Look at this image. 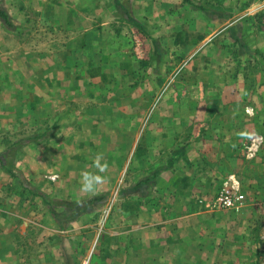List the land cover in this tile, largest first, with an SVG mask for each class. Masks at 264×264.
Returning <instances> with one entry per match:
<instances>
[{
	"label": "crops",
	"instance_id": "obj_1",
	"mask_svg": "<svg viewBox=\"0 0 264 264\" xmlns=\"http://www.w3.org/2000/svg\"><path fill=\"white\" fill-rule=\"evenodd\" d=\"M4 3L16 16L30 7L53 26L52 39H48L52 48L45 57L37 46L27 51L31 52L26 56L28 69L38 81L34 85L40 103L52 102L59 149L66 144L82 157L63 158L59 152L45 161L42 173L57 178L42 190L49 196L74 200L105 196L101 205L69 223L77 231L89 224L93 214H106L103 231L116 244L98 264H261L264 225L259 216L264 213V191L252 194L245 189L243 212L240 205L220 212L196 199L214 197L236 175L252 183L253 178L246 176L251 164L245 160L244 145L252 132L264 133V64L258 63L254 78L251 74L236 76L227 61H212L217 52H227L223 51L227 46L221 45L228 32L217 29V22L210 19L199 31H188L187 19L164 10L182 0L130 2L131 19L144 21L147 28L164 21L163 30H146L147 37L162 40L163 54L174 52L172 44L177 42L180 51H176L186 57L178 66L180 75L173 78L177 66L166 68L157 63L140 68L126 30L114 28L116 22L128 23L116 0ZM155 8L157 13L152 11ZM171 20L178 25L168 26ZM61 31L66 41L57 42L55 35ZM133 34L144 40L143 34ZM250 37L255 40L244 38L249 49L264 48L261 35ZM127 41L130 46L124 44ZM46 59L50 65H45ZM260 140L253 144L259 146ZM96 156L108 165L103 173L93 167ZM255 162L264 169V150ZM85 171L104 177L92 192L81 190L80 177ZM257 177L263 181L264 172L254 180ZM9 222L0 230L1 249L6 244L2 239L10 233ZM74 238L70 234L56 240L59 256L49 249L44 259L35 255L24 259L11 252L9 257L13 264L23 260L75 264ZM87 252L78 263L90 264L92 252Z\"/></svg>",
	"mask_w": 264,
	"mask_h": 264
},
{
	"label": "rangeland",
	"instance_id": "obj_2",
	"mask_svg": "<svg viewBox=\"0 0 264 264\" xmlns=\"http://www.w3.org/2000/svg\"><path fill=\"white\" fill-rule=\"evenodd\" d=\"M158 1L161 0H155V2ZM190 1L191 5L182 0L180 5L176 3L166 7V9L162 8L171 16L175 14L177 17L187 19L184 25L187 26L188 31H199L205 23L207 24L208 19L215 20L218 25L217 29H224L228 32L221 45L227 46V50L223 49V51L227 52H222L221 54L217 52L211 60L222 61L223 63L227 61L229 70L236 76L238 74L247 76L251 74L252 77L257 78L258 63L264 64V48L262 50L249 49L245 39L255 40L254 37L250 36L261 35L260 43L264 44V0ZM8 2L9 0H7ZM0 3L3 9L8 12L10 21V26H7L0 19V154H7L13 151L12 156H7L10 169L20 172L21 176L30 185L37 190L43 191L44 186L50 188V184L54 182L53 179L57 178L52 173L45 171L42 173L45 161L50 162L51 158L59 155V152L63 158L73 156V154L76 157H82V154H77V150L68 149L66 144L59 149L58 141L61 139H59V135L55 131L56 128H53L55 117L51 116L50 106L52 102L45 101L40 103L41 101L35 92L34 85L38 81H36L34 71L28 69L30 62L26 56L30 55L31 52L27 51H32L37 46L43 50L45 57L46 53L52 48V44L48 39H52L50 33L53 26L50 21L45 20V16L41 17L35 14L30 7L16 16L9 13L10 6H6L4 0H0ZM198 6H203L205 9L200 10ZM157 9H152V11L157 13ZM119 11L124 17V13L120 9ZM23 16L24 20H22ZM126 22L128 23L116 22L114 28L126 30L128 38H131L133 42L131 44L132 51L133 48L135 49V52L133 51L132 53L139 57L140 68L144 65L149 67L152 65L156 66L157 63L161 65L164 63L166 68L167 66L170 67V65L171 67H178L186 60L184 55H179L176 51L177 49L180 51L177 42L172 44L174 52L169 53L167 50L163 54L162 40L160 38L152 39L147 37L146 30L151 32L163 30L162 23L164 25V21H155L149 28L143 24L144 21L141 22L137 18L134 19L132 17L131 20L129 19ZM167 25L176 27L178 23L175 20H171ZM133 31L143 34L144 40H137L134 38V34L132 37ZM55 39L57 42L66 41V33L61 31L58 35H55ZM174 40L176 41L174 38L171 41L173 42ZM126 43H124L126 46H130L131 42L127 41ZM46 61L50 60L46 59L44 63ZM45 65H50V63H45ZM179 69L180 67L175 70L172 78L180 75ZM260 72L262 71L260 70ZM262 75L264 77V72ZM46 89L50 91L51 87L49 84ZM44 98L47 97L44 96ZM259 133L256 131L252 132L253 135L248 136L244 145L245 160L247 164H251V166L246 167L250 170L248 173L246 172V176L247 179L253 178L251 180L252 183L237 175L234 177L238 190L244 195V199L239 206V208L242 207V212V204L247 197L245 189L251 191L252 194L256 191L258 193L264 191V179L261 181L257 177L254 180L256 175L264 172L263 166L255 162L264 150L261 149L264 133ZM259 139H261L259 146L254 145L253 142ZM15 143L17 144L14 145ZM261 161H263L262 158ZM54 168L57 171L58 167L55 166ZM228 182L230 183L231 181L228 180ZM235 182L234 184H236ZM221 187L218 191L221 190ZM50 197L58 201V203H62L85 201L95 196L82 200L64 199L52 195ZM211 199L209 197H198L196 201L201 205H208ZM96 206L99 205L92 204L90 208L83 209L80 213L91 212ZM62 212V206L53 205L52 207H47L41 199L30 195L27 190L20 186L17 178L11 177L0 167V230H2V226L6 227V224L10 221V233L2 239V242L6 244L3 245V249L0 247V264H13L14 260L9 257V252L24 259L34 255L37 257L41 256L44 259L43 256L50 249L54 251L55 255L59 256L56 254V246L59 244L56 245L55 242L56 240L66 239L70 234L75 237L73 239L76 245L75 264H80L78 263L79 258L84 256L87 251H89L87 252L88 255L92 252L90 264H98L102 261L104 256L112 250L113 245L116 244L114 237L103 231L106 214L103 212L93 214V218L90 219L88 225L74 231L72 226H69V223L76 219L80 213L74 219L69 220L64 218ZM220 212L227 213L228 211L220 210ZM259 219L263 227L264 213L259 216ZM69 242L71 243V240ZM69 242L68 245L70 244ZM60 248L62 247L60 246ZM252 253L254 258L255 255L257 258L258 253L255 248H252ZM21 264H29V261L23 260ZM38 264H43V262L40 261ZM261 264H264V258L261 260Z\"/></svg>",
	"mask_w": 264,
	"mask_h": 264
},
{
	"label": "trees",
	"instance_id": "obj_3",
	"mask_svg": "<svg viewBox=\"0 0 264 264\" xmlns=\"http://www.w3.org/2000/svg\"><path fill=\"white\" fill-rule=\"evenodd\" d=\"M188 2L190 5L192 4L190 0H184ZM131 0H116V4L118 8L124 13V17L128 20H131V15L129 12ZM200 10H204L203 6H198ZM0 19L6 24L10 26L9 16L7 12L3 9L0 3ZM15 143L14 145H16ZM13 151L7 154H0V167L6 171L11 177L17 178L20 186L27 190L30 195L33 197H38L42 200L43 203L47 205V207H52L53 205L62 206L63 207V216L65 219L72 220L74 219L83 209L90 208L92 204L100 205L105 201V196H95L85 201H74V202H62L58 203L52 199L49 195L44 193L41 190L35 189L32 185H30L22 176L20 172H15L10 169V166L7 162V156H12ZM85 207V208H84Z\"/></svg>",
	"mask_w": 264,
	"mask_h": 264
},
{
	"label": "built area",
	"instance_id": "obj_4",
	"mask_svg": "<svg viewBox=\"0 0 264 264\" xmlns=\"http://www.w3.org/2000/svg\"><path fill=\"white\" fill-rule=\"evenodd\" d=\"M226 181L224 187L209 200L207 207L215 210L229 211L241 205L244 195L238 190L237 183ZM234 182L236 184H234Z\"/></svg>",
	"mask_w": 264,
	"mask_h": 264
},
{
	"label": "clouds",
	"instance_id": "obj_5",
	"mask_svg": "<svg viewBox=\"0 0 264 264\" xmlns=\"http://www.w3.org/2000/svg\"><path fill=\"white\" fill-rule=\"evenodd\" d=\"M93 167H95L99 173H103L107 170L108 165L106 163L101 164V157L97 156L93 161ZM104 182V177L97 173L82 172L80 177L81 190L84 192H92L96 186Z\"/></svg>",
	"mask_w": 264,
	"mask_h": 264
}]
</instances>
